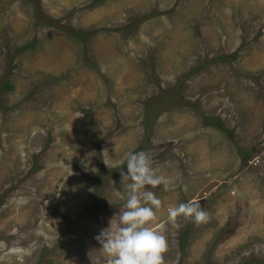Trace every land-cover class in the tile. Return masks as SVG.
<instances>
[{
    "label": "rangeland",
    "instance_id": "rangeland-1",
    "mask_svg": "<svg viewBox=\"0 0 264 264\" xmlns=\"http://www.w3.org/2000/svg\"><path fill=\"white\" fill-rule=\"evenodd\" d=\"M139 150L163 264H264V0H0V264H107Z\"/></svg>",
    "mask_w": 264,
    "mask_h": 264
},
{
    "label": "clouds",
    "instance_id": "clouds-1",
    "mask_svg": "<svg viewBox=\"0 0 264 264\" xmlns=\"http://www.w3.org/2000/svg\"><path fill=\"white\" fill-rule=\"evenodd\" d=\"M125 165L126 170H120L121 190L126 197L122 210L109 219L94 239L108 257L107 264H163L166 237L149 226L161 200L146 186L162 185L167 190L169 182L158 174L145 150L129 151ZM179 214L197 222L207 218V211L199 202L183 201L168 210L169 220Z\"/></svg>",
    "mask_w": 264,
    "mask_h": 264
},
{
    "label": "trees",
    "instance_id": "trees-1",
    "mask_svg": "<svg viewBox=\"0 0 264 264\" xmlns=\"http://www.w3.org/2000/svg\"><path fill=\"white\" fill-rule=\"evenodd\" d=\"M7 88H10V86L8 85ZM215 125H218L220 128H222L224 130V126L222 125V123L220 121ZM181 246L184 247V241H182Z\"/></svg>",
    "mask_w": 264,
    "mask_h": 264
}]
</instances>
